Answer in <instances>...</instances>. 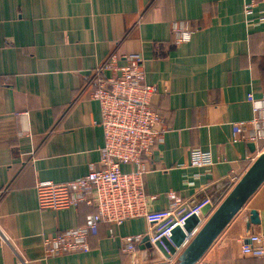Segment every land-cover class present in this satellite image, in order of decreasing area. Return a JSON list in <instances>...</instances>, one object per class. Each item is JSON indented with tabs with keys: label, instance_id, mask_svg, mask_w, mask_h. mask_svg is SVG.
<instances>
[{
	"label": "crops",
	"instance_id": "0c3cea01",
	"mask_svg": "<svg viewBox=\"0 0 264 264\" xmlns=\"http://www.w3.org/2000/svg\"><path fill=\"white\" fill-rule=\"evenodd\" d=\"M244 6L245 0H0V264L176 263L178 256L167 259L142 241L133 253L122 252L121 238L148 236L143 218L101 223L88 252L45 258L43 238L83 226L94 209L40 210L36 185L99 169L103 135L88 81L110 54L119 66L142 60L145 82L156 91L152 106L167 128L163 143L141 159L149 211L167 210L169 192L186 205L219 180L241 179L264 153V142L231 140L232 126L254 116L247 97L264 94V0L249 16ZM173 21L193 30L190 42L173 43ZM192 150L208 154L209 164L192 167ZM252 210L258 224L248 225ZM252 234L264 235V182L196 264H264L241 253V240Z\"/></svg>",
	"mask_w": 264,
	"mask_h": 264
},
{
	"label": "built area",
	"instance_id": "2783aa9c",
	"mask_svg": "<svg viewBox=\"0 0 264 264\" xmlns=\"http://www.w3.org/2000/svg\"><path fill=\"white\" fill-rule=\"evenodd\" d=\"M262 0H245L244 13L249 16ZM173 43L181 45L190 42L193 30L183 21L171 24ZM117 56L110 54L96 66L88 81V96L98 103L99 126L103 135L99 169L90 168L83 177L63 183L38 182L37 202L40 210L58 211L76 208L84 204L94 209L87 215L83 226L60 231L54 236L43 238V254L52 258L89 251L88 238L95 236L101 223L121 224L130 219L143 218L150 226L148 242L153 245L171 230L182 227L185 220L196 215L199 222L204 217L201 209L209 204L205 200L186 213L182 202L174 192L168 193L169 206L165 211L148 210L149 196L145 193L142 157L151 152L153 146L163 143L166 125L160 113L153 108L155 88L145 82L143 62L140 58L128 59L124 66L117 64ZM254 114L247 123L232 126V142L247 141L254 144L264 142V94L256 99L247 97ZM240 130H243L239 135ZM209 164L208 154L200 150L190 153V165L203 167ZM133 170L123 172L122 166ZM230 188L240 177L232 174ZM216 205L210 206L213 212ZM201 226V225H200ZM199 226V227H200ZM187 234L182 245L173 256L176 258L191 241L197 230ZM143 240L141 236L121 238V250L133 253ZM241 253L253 258H264V235L252 234L241 240Z\"/></svg>",
	"mask_w": 264,
	"mask_h": 264
},
{
	"label": "water",
	"instance_id": "95a60500",
	"mask_svg": "<svg viewBox=\"0 0 264 264\" xmlns=\"http://www.w3.org/2000/svg\"><path fill=\"white\" fill-rule=\"evenodd\" d=\"M263 182L264 153L257 156L239 182L232 188H230L229 178H224L206 187L188 201L183 206L185 209L184 213L188 209L197 207L205 200H208L209 204L201 209L202 215L209 211L210 206L216 205V208L178 255L175 264H196ZM227 191L228 193L224 196ZM199 219L200 216L196 215L189 217L185 220L182 227L174 228L167 237L162 238L153 245L149 244L147 236L143 238L142 242L146 248H156L165 258L169 259L175 255L186 235L191 234L197 227ZM250 224H258V216L254 210L249 212L248 225Z\"/></svg>",
	"mask_w": 264,
	"mask_h": 264
}]
</instances>
